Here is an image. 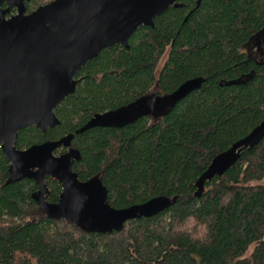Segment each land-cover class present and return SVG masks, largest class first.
Here are the masks:
<instances>
[{"label": "trees", "instance_id": "1", "mask_svg": "<svg viewBox=\"0 0 264 264\" xmlns=\"http://www.w3.org/2000/svg\"><path fill=\"white\" fill-rule=\"evenodd\" d=\"M180 3L154 26H140L129 47H106L82 67L76 91L55 108L60 124L28 126L17 139L25 149L75 133L82 159L74 171L82 181L100 175L114 207L159 195L176 202L121 231L86 232L43 213L32 197L35 180L8 182L0 147V264H264V183L253 182L264 179V138L240 149L224 174L202 181L264 120V0ZM195 77L201 87L157 117L76 133L98 113L171 94ZM46 183L48 200L57 202L62 184L50 176Z\"/></svg>", "mask_w": 264, "mask_h": 264}, {"label": "water", "instance_id": "2", "mask_svg": "<svg viewBox=\"0 0 264 264\" xmlns=\"http://www.w3.org/2000/svg\"><path fill=\"white\" fill-rule=\"evenodd\" d=\"M25 1L0 0V147L10 161L8 182L35 180L38 189L32 197L43 213L66 219L86 232L121 231L128 221L168 209L176 197L159 195L117 208L110 204L100 175L80 180L73 169L82 159L81 151L72 145L75 133L25 149L17 147V139L19 130L28 126L46 131L60 124L55 108L76 91L82 67L106 47H129V38L140 26H154L157 16L170 6H180L181 0H52L31 13H26ZM14 7L17 14L7 18ZM203 82L201 77L191 78L171 94H149L98 113L76 133L94 127H122L147 115L157 117ZM263 138L264 120L215 159L202 181L224 174L240 149L254 147ZM61 147L67 150L56 154ZM48 176L62 184L57 202L47 198Z\"/></svg>", "mask_w": 264, "mask_h": 264}, {"label": "flooded vegetation", "instance_id": "3", "mask_svg": "<svg viewBox=\"0 0 264 264\" xmlns=\"http://www.w3.org/2000/svg\"><path fill=\"white\" fill-rule=\"evenodd\" d=\"M30 1H32V0H26V1H25L26 13H31L32 11L36 10L39 6L44 5V4L48 3V2H50V1H48V2H46V3H43V4H40V5L36 6V7L33 8V9H29V7L27 6L26 3H27V2H30ZM51 1H52V0H51ZM7 6H8V4L5 2V3L3 4V7L6 8ZM17 12H18V10H17L16 7L12 8L11 11H10V13L7 14V18H10L12 15L17 14ZM66 150H67V149H66ZM47 198H48V197H47Z\"/></svg>", "mask_w": 264, "mask_h": 264}, {"label": "rangeland", "instance_id": "4", "mask_svg": "<svg viewBox=\"0 0 264 264\" xmlns=\"http://www.w3.org/2000/svg\"><path fill=\"white\" fill-rule=\"evenodd\" d=\"M257 42V41H256ZM255 42V43H256ZM254 183H264V179L253 181ZM252 247L247 251L246 254H249L251 252Z\"/></svg>", "mask_w": 264, "mask_h": 264}]
</instances>
